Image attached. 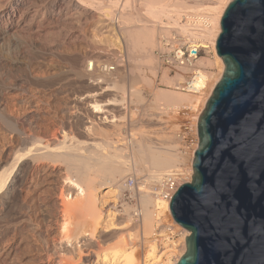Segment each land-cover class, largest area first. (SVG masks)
<instances>
[{
	"label": "rangeland",
	"instance_id": "obj_1",
	"mask_svg": "<svg viewBox=\"0 0 264 264\" xmlns=\"http://www.w3.org/2000/svg\"><path fill=\"white\" fill-rule=\"evenodd\" d=\"M128 1L120 0L113 8L110 17L104 14L107 9H102L99 0L96 2L95 0H0V26L6 28L13 26L10 37L4 41L0 49L4 54L6 53L5 55L8 58L20 60L22 66L18 70L14 67L9 68V66L3 67L1 65L0 69L10 79L13 78L15 82H18L19 77L27 79L26 86L27 88L29 86V90L32 91L28 90V95L29 92L31 93L28 97H30L29 101L32 102L27 105L29 109L25 111L24 116L32 118L35 114L34 108H41V123L47 129L50 127L51 130L48 129L50 132L58 130V135H60V130L64 127L73 138L84 140L85 126L92 125L88 122L92 119L96 120V126L99 127L95 130V137H98V140H102L101 138H105L104 136H109L108 138L116 141L119 136L120 138L123 136L132 138V135H134L133 137L136 136L134 139L137 140L140 138L138 136L146 135L155 142L154 145L175 154L178 159V168L180 165L184 166L185 173L191 175V173L193 174V164L191 165L190 160L178 152L177 133L187 121L195 125V118L199 119L206 106L200 105L198 110L195 111L185 109L182 112L167 111L166 113L165 110L159 109L163 106H158L157 103L154 104L153 99V94L158 90L172 93L182 92L173 87L174 82L179 77H172V75L167 74L172 78V82L162 80L163 75L167 72L160 70V62L155 52L161 34L165 33L163 32V26L173 27L172 25H175L176 22L174 24L173 21L175 20L173 19L168 22V17L166 18V15L162 13L157 14L158 12H155L154 16L157 15L161 18L154 17L155 5L152 6L154 0L153 2L151 0L149 2L147 0ZM186 1L190 4L193 3L192 0ZM147 7L149 10H147ZM218 7L221 8V6ZM218 7L216 12L219 13L220 8L218 10ZM185 11H189V9L183 12ZM183 12H181V15ZM124 13L133 19L131 22L135 25L140 23L142 25H155V45L148 52L132 54L129 46H127L128 44H126L127 42L124 41V36L118 33V29L124 21ZM205 44H210L215 51L212 42L207 41ZM89 54L95 55L101 63L106 61L109 67L118 70L124 69L125 71L126 77L118 83L113 92V96L115 95L119 99L125 98L127 105H125L126 107L121 106L122 108L125 107L123 111L126 113L125 121L119 123L121 127L102 124L100 119L93 117L94 115L90 113L88 104L83 106L81 112L84 113L80 119H75L67 114V103L73 98H82L88 90L86 82L72 78L69 72ZM213 55V53L205 55L206 58L203 57L205 58L203 61L210 59L212 62H216L215 55ZM123 63L125 66H121ZM220 66L219 63L217 65L214 63L212 67L206 70L212 74L210 82L214 87L223 75H221ZM151 69H153L152 71L156 70V76L152 75ZM146 77L150 78L146 79ZM63 86L65 87L63 88ZM209 88L211 86L208 87L204 95H201L202 98H210L214 88L212 91ZM5 98L7 99H4L6 102H10L11 98L8 96ZM132 100L134 103L131 102ZM84 102L86 103V101ZM101 128L103 129L101 130ZM59 137L61 138V135ZM9 139L10 132L5 128L3 129L0 123L1 168L4 164V166H8L6 161L10 160V155L7 154L10 152ZM98 140L96 138V141ZM89 146H92L91 148L95 151H100V149L106 151L108 149L103 143L84 145V147ZM128 152H130V155L128 153L130 158L125 167L131 168L127 169L130 172L125 174L123 182L126 185L127 177L133 176L135 186L132 189L123 186L120 189L117 186H110V182H101V178H99L101 176H97V197L99 207L103 212V219H101L98 229L90 241L91 243L86 246H82L83 243L79 244L83 249L81 256L76 251L73 254L67 253L72 243L66 245L65 240H63L62 231L67 215L63 211L64 204L62 203L71 200L69 197L72 196V193L68 195L70 186L67 183L66 175L68 177L70 173L65 169V165L61 164L57 167L50 166V163L42 165L36 172L37 176L35 173L30 176L29 181L18 196H11L6 200L2 199L0 201V264H64L59 262L62 259L69 262L73 259L75 264H115L116 262L111 253L114 250L113 248L119 242L122 245L125 244L124 238L131 236V234L130 249L137 251L139 264H146L149 261L144 258V254L149 244L148 241L158 244L162 251L170 247L172 242L181 244L184 234L177 226L173 229L174 231L168 232L167 236L159 235L160 230L166 228V224L173 222L171 211L167 215L165 210L160 209L161 207L156 212L152 209L153 205L150 207V210L155 214L151 235L144 234L146 233L144 230L146 229V223H144L146 222L144 218L145 211L139 219L134 217L135 204H139L142 209V201L138 190L141 181L148 184V187L149 185L152 187L160 180H153L152 182L148 176L152 172L151 168H143L142 163L137 166L138 162L135 161L136 158L131 153L130 147ZM72 175L74 176L73 173ZM102 178L105 181L111 179L108 176L107 178L102 176ZM40 182L41 184H38ZM147 189L149 190V188ZM159 211H163L165 215H160ZM29 216L33 219L31 222L21 221ZM128 219L130 221H127ZM181 247V245L177 246L176 253H172H175L174 255L167 254V256H163L164 262L170 260L172 264H175L176 260L183 255L179 251Z\"/></svg>",
	"mask_w": 264,
	"mask_h": 264
},
{
	"label": "bare ground",
	"instance_id": "obj_2",
	"mask_svg": "<svg viewBox=\"0 0 264 264\" xmlns=\"http://www.w3.org/2000/svg\"><path fill=\"white\" fill-rule=\"evenodd\" d=\"M96 1L97 0H95V2ZM119 1L120 0H99V3L101 4L99 5L103 7L102 9H107L106 11L103 10L105 11L104 14L111 17V14L113 12L112 10L119 3ZM151 1L153 2V0ZM155 1L157 4L155 3ZM192 1L195 3L190 4L186 0H173L171 2L169 0H154L152 6L155 5V9L151 10L154 11H152L153 16L156 14L155 12H158L157 14L162 13L166 15V18L168 17V22L172 19L175 20L173 21L174 24L176 22L175 25H172L173 27H170L169 25V27L163 26V32L165 33L161 34L160 37L169 35L171 29L176 28L182 34L188 36L191 40H194V42L200 43L204 47H211L210 44H205V42L207 41L213 43L216 62H212L210 59L203 61V59H205L206 57L201 58L199 61V64L204 68V76L207 78L208 87L211 86V88L209 89H211L212 91V89L214 88V85L212 84V86L210 82L212 74L209 73V71L207 72L206 70L207 68L212 67L214 63L216 65L217 63H219L221 65V75L224 72V61L216 52L215 41L221 32L222 16L228 4L232 0H219L213 2L212 4L204 6V11L209 13V25L206 27H200V25L196 26V24H194L193 21L191 22L190 19L183 23L181 22L183 20L178 19L179 17L181 18V16L183 15H181V12H183L184 10H198L199 7H202L204 5L199 3L197 0ZM147 2H149V0H147ZM218 6H221V8ZM217 7L218 10L220 8L219 13L216 12ZM147 10H149L148 7ZM154 17L160 16L156 15ZM132 20L133 19L130 16H126V14L124 13V21L123 24L119 27L118 33L124 36V41L127 42L126 44H128L127 46H129L132 54H135L137 52L146 53L155 45V25H142V23H140L141 25H135V23L133 24L131 22ZM147 20L145 21L147 22ZM11 28H13V26H10L9 28L0 26V48L4 44V41L8 39V37H10ZM167 31L168 33H166ZM5 54L2 49H0V66H9V68L14 67L20 70L19 68L22 67L20 65L21 62H19L20 60L18 61V59L14 60L8 58ZM104 62L105 63H101V61L97 59L95 55L89 54L82 60L80 64L78 63V65H76L72 69L70 68L71 70L69 73L71 74L72 78L86 82L88 90H86L85 95L82 98H73L72 100H70V102L67 103V114H69L71 117H74L75 119H80L81 115L84 113L81 112L83 106L88 104L90 113L94 115L93 117H97L98 119H100L102 124H108L107 126L112 127H121V124L119 123L125 121L126 113L123 110L127 105L125 102V98L119 99L115 97V95L113 96V92L118 86V83L123 81V79L126 77V74L124 69L118 70L117 68L109 67V65L106 64V61ZM122 65L125 66L124 63L121 64V66ZM152 70L153 69H151L150 72H152L153 74H151L156 76V70ZM19 75L21 76V74ZM149 78L150 77H146V79ZM171 79L172 78H170L166 73L163 75L162 80L172 82ZM180 80H182V77L177 78L176 81L178 82ZM27 83V79L23 77H19L18 82L13 81V78L10 79V77L0 69V123L3 129L5 128L10 132V139L8 141L10 144V152L8 151L9 153H7L10 155V160L6 161V163L8 162V166H4L5 164L2 168L0 166V201L2 199L6 200L11 196H18L19 193H21L23 187L29 181L30 176L34 175V173L36 175L38 168H41L42 165L46 163H50V166L55 167L60 166L61 164L65 165V169L68 171V173H70V176L67 177L66 175L67 183L70 186V188L68 189V195L72 193V196L69 197L71 200L62 203L64 204V206L62 207L64 208L63 211L67 215V218L64 220V225L62 223V233L64 236L63 240H65L66 245L72 243L70 244L71 248L67 250V253L73 254L76 251L81 256L83 249L79 244L83 243L82 246H86L91 243L90 241L91 239H93L98 229V225L101 222V219H103V212L99 207V199L97 197V176H101L99 177L101 178V182H110V186H117L120 187V189L123 186L126 187L123 179H125V174L130 172H128L127 169L131 168L125 167L128 164V160L130 158V152H128L129 147L131 149V153H133L134 155V158H136L135 161L138 162L137 166H140V163H142L141 165L143 166V168H151L152 172L148 174V176L149 179L152 180V182L153 180H160L161 182L163 176H166L168 173L178 168V159L175 157V154L169 152L167 149L163 150L159 146L154 145L155 142H153L151 138L149 136L147 137L146 135L138 136L140 138L137 140L134 139L136 137H133L134 135L131 136L132 138H128L127 136H123L122 138H120L119 136L116 141L108 138L109 136H104L105 138H101L102 140H98V137H95V130H97L99 127L96 126V120L94 121L92 119L88 121L92 125H89L87 127L85 126V130L83 132L84 140H77L75 137L73 138V136H70L71 134H68V131L64 129L63 126V128L60 130V138V135H58V130L50 132L48 130L50 127L47 129L42 125L40 118L41 108H34L33 111L35 114H33L32 118H27L24 116L25 111L29 109V106L27 105L32 102L29 101L30 97H28L31 94L30 92L32 91L29 90V86L27 88ZM64 87L65 86H63V88ZM28 90L30 91L29 95ZM206 91L200 94H186L183 92L172 93L164 90H158L153 94V99L154 104L157 103L158 106H163L159 109L165 110L166 113L167 111H172L175 113L182 112L185 109H192L195 111L198 110L200 105L206 106L209 98L207 97L204 99L201 96L204 95ZM7 96L11 98V103L4 100ZM83 100L86 101V103ZM131 102H133V100ZM122 105L126 106L122 108ZM195 119V124L197 125L198 118ZM102 129L103 128H101V130ZM96 138L98 141H96ZM81 142L83 145L81 144ZM93 143H103L108 149L106 151H102L101 149L100 151H95V149L91 148L92 146L84 147V145ZM192 164L193 161L191 162V165ZM72 173L74 174V176H71ZM102 176H105V178H107L108 176V178L111 179L109 181H105ZM38 184H41V182ZM147 188H149V190ZM150 189L151 185H149L148 187V184L142 181L138 186L142 201V216L144 215L145 211L144 218L146 220V222H144L146 223V229H144L146 233H144V230L143 233L148 235H151L152 233L153 218L155 215L153 214L154 212L150 210V207L152 205V209L155 210V212L158 211V209L161 207L160 209L165 210L167 215L170 214L169 201L160 198H153ZM63 196L65 197L66 195ZM159 214L165 215L163 211H159ZM32 220V217L29 216L23 218L21 221L31 222ZM127 221L130 220L128 219ZM165 226L171 225L166 224ZM176 226L178 228H183L180 225ZM168 230V227L163 228L161 230L160 236H167L169 234L167 233ZM182 231L184 234L182 243L176 244L175 242H172L170 247L165 248L164 251L160 250L161 247L155 242L152 241L151 243L150 241H148L149 244L147 245V249L144 254V258L149 261L146 264H172L170 260L164 262L163 256H167V254H172L173 252L177 251L178 245L182 246L179 251H181L184 255L187 249L185 237L190 235V231L187 229H183ZM124 239L125 240L123 241H125V244L122 245L119 242V244H117V246L113 248V252H111L113 254L112 257L116 262L115 264H139V255L137 254V251L135 249H130L132 234L131 236H128ZM71 260L72 261L69 262L66 259H62L59 262L64 264H75V262H73V259ZM176 263L177 262H175V264Z\"/></svg>",
	"mask_w": 264,
	"mask_h": 264
},
{
	"label": "water",
	"instance_id": "obj_3",
	"mask_svg": "<svg viewBox=\"0 0 264 264\" xmlns=\"http://www.w3.org/2000/svg\"><path fill=\"white\" fill-rule=\"evenodd\" d=\"M215 47L225 69L198 119L192 180L170 202L190 231L176 264H264V0H232Z\"/></svg>",
	"mask_w": 264,
	"mask_h": 264
},
{
	"label": "built area",
	"instance_id": "obj_4",
	"mask_svg": "<svg viewBox=\"0 0 264 264\" xmlns=\"http://www.w3.org/2000/svg\"><path fill=\"white\" fill-rule=\"evenodd\" d=\"M197 1L204 5L199 7L198 10L193 9L183 12L180 18L183 20L181 22L183 23L190 19L196 26L206 27L209 25V13L204 11L203 8L219 0ZM155 52L160 62V70H165L172 77H182V80L174 82L173 87L176 90L191 94H200L207 90L208 81L204 76V68L199 64V61L209 53L214 54V50L210 46L204 47L182 34L178 29L172 28L169 35L160 38ZM177 140L178 152L183 157L188 158L190 163L194 161V154L199 145L197 125H193L189 121L185 122L177 133ZM190 180L191 175L186 174L185 167L180 165L179 168L168 173L161 182L153 185L151 194L155 199L160 198L169 201L170 206L171 199L179 186L190 182ZM126 186L130 189L135 186V178L133 176L127 177ZM133 215L136 219L142 216L141 206L137 203L135 204ZM172 221L169 223L171 226H166L169 228L168 232L174 231L173 229L176 225H179L175 222L173 216ZM179 229H181L183 234L182 230L184 228ZM176 262H178V259Z\"/></svg>",
	"mask_w": 264,
	"mask_h": 264
}]
</instances>
